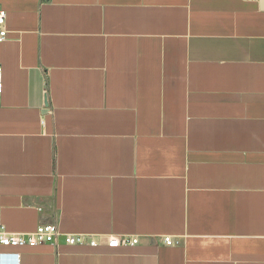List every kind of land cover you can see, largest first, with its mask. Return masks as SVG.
<instances>
[{
  "label": "crops",
  "instance_id": "0c3cea01",
  "mask_svg": "<svg viewBox=\"0 0 264 264\" xmlns=\"http://www.w3.org/2000/svg\"><path fill=\"white\" fill-rule=\"evenodd\" d=\"M0 8V222L98 242L21 264H264V0Z\"/></svg>",
  "mask_w": 264,
  "mask_h": 264
},
{
  "label": "built area",
  "instance_id": "2783aa9c",
  "mask_svg": "<svg viewBox=\"0 0 264 264\" xmlns=\"http://www.w3.org/2000/svg\"><path fill=\"white\" fill-rule=\"evenodd\" d=\"M6 38V12L0 8V44ZM2 90V68L0 66V97ZM137 242V239H129L126 237L110 238L106 242V246L109 248L129 247L136 245ZM162 242L167 246L174 244L169 237L163 238ZM45 244L68 246L87 245L89 247H95L98 245V242L96 239L84 235L60 233L57 226L53 224L39 225L31 233L12 234L7 232L0 222V264H21L20 254L16 252L18 249L34 248Z\"/></svg>",
  "mask_w": 264,
  "mask_h": 264
},
{
  "label": "bare ground",
  "instance_id": "6f19581e",
  "mask_svg": "<svg viewBox=\"0 0 264 264\" xmlns=\"http://www.w3.org/2000/svg\"><path fill=\"white\" fill-rule=\"evenodd\" d=\"M175 244V243H174Z\"/></svg>",
  "mask_w": 264,
  "mask_h": 264
}]
</instances>
